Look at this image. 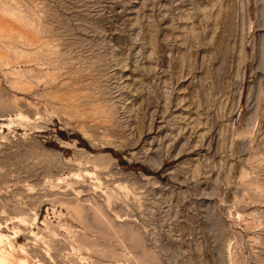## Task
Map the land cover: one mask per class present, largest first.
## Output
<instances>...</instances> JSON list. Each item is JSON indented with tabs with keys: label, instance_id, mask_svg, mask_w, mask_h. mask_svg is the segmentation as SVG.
I'll use <instances>...</instances> for the list:
<instances>
[{
	"label": "rangeland",
	"instance_id": "374dc122",
	"mask_svg": "<svg viewBox=\"0 0 264 264\" xmlns=\"http://www.w3.org/2000/svg\"><path fill=\"white\" fill-rule=\"evenodd\" d=\"M0 264H264V0H0Z\"/></svg>",
	"mask_w": 264,
	"mask_h": 264
}]
</instances>
